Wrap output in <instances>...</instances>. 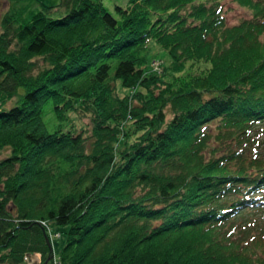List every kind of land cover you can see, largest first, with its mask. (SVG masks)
I'll use <instances>...</instances> for the list:
<instances>
[{
	"label": "trees",
	"instance_id": "16d2710c",
	"mask_svg": "<svg viewBox=\"0 0 264 264\" xmlns=\"http://www.w3.org/2000/svg\"><path fill=\"white\" fill-rule=\"evenodd\" d=\"M7 1L0 263L264 264V0Z\"/></svg>",
	"mask_w": 264,
	"mask_h": 264
},
{
	"label": "rangeland",
	"instance_id": "374dc122",
	"mask_svg": "<svg viewBox=\"0 0 264 264\" xmlns=\"http://www.w3.org/2000/svg\"><path fill=\"white\" fill-rule=\"evenodd\" d=\"M46 5H54L58 2V0H38ZM104 6L106 7V9L112 13L114 16L116 15V12L114 10V6L115 5H121V6H125L127 4V0H102ZM8 1L7 0H0V15L3 12H6L8 9ZM223 15H224V19L226 24L231 25V24H236L240 21V19L246 17L248 15L247 11L240 7L239 5H237L236 3H234L232 0H224L223 1ZM151 47H152V54H157V56H155L153 59H166V53L165 51L159 47V45L154 44V43H150ZM9 105V104H8ZM42 115H43V120L45 121L48 129H53V127H55V125H57V121L56 118L53 114L52 111V104L50 101L46 102L43 107H42ZM72 120H74V124L76 126V128L79 130L81 127H85V125L88 123V118H78L77 116L72 115ZM260 128V133H259V137H258V148L259 150L264 153V123L259 125ZM8 154V151H4L1 155V157H3L4 155ZM0 157V158H1ZM64 229L65 228H59L57 226H52V231L53 232H59L60 236L59 237H55L53 239L52 242V248L54 250V252L57 254L64 241H65V234H64ZM55 259V258H54ZM35 263H38L37 261H33Z\"/></svg>",
	"mask_w": 264,
	"mask_h": 264
},
{
	"label": "built area",
	"instance_id": "2783aa9c",
	"mask_svg": "<svg viewBox=\"0 0 264 264\" xmlns=\"http://www.w3.org/2000/svg\"><path fill=\"white\" fill-rule=\"evenodd\" d=\"M160 65H161V60H153V61L151 62V67H152L154 70H158V69H160ZM41 224H42L43 226H45L46 231H47V233H48V236H49L50 240H52V239L55 238V237H56V238L59 237V233H54V232L52 231L51 227H50L49 225H46L45 222H42ZM39 260H40V255H39L38 253H34V254H31V255L26 254V255L24 256V261H25L26 263H28V264L35 263V262H33V261H37V262H39ZM0 264H2V263H0Z\"/></svg>",
	"mask_w": 264,
	"mask_h": 264
},
{
	"label": "water",
	"instance_id": "95a60500",
	"mask_svg": "<svg viewBox=\"0 0 264 264\" xmlns=\"http://www.w3.org/2000/svg\"><path fill=\"white\" fill-rule=\"evenodd\" d=\"M45 241H46V243H47L49 249L52 250L51 245H50V242H49V239H48L47 236H46V238H45Z\"/></svg>",
	"mask_w": 264,
	"mask_h": 264
}]
</instances>
